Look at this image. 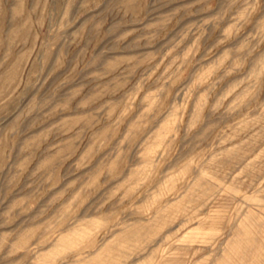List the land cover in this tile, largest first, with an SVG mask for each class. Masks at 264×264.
Here are the masks:
<instances>
[{"label":"rangeland","instance_id":"obj_1","mask_svg":"<svg viewBox=\"0 0 264 264\" xmlns=\"http://www.w3.org/2000/svg\"><path fill=\"white\" fill-rule=\"evenodd\" d=\"M0 264H264V0H0Z\"/></svg>","mask_w":264,"mask_h":264}]
</instances>
